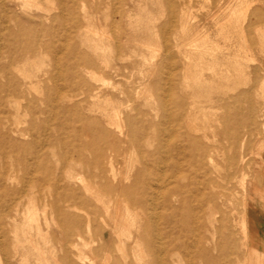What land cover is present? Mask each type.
Returning <instances> with one entry per match:
<instances>
[{
	"label": "bare ground",
	"instance_id": "6f19581e",
	"mask_svg": "<svg viewBox=\"0 0 264 264\" xmlns=\"http://www.w3.org/2000/svg\"><path fill=\"white\" fill-rule=\"evenodd\" d=\"M10 1L13 2L14 8H18L24 13L29 10L31 6H36L38 11L42 13V16H38V18H47L53 5L51 0H46L48 4H50L51 9L40 7L41 4H38V0ZM128 1L129 3L133 2V0ZM158 4L162 5L161 0H136V5L141 12H139L134 19L130 17L128 11L126 12L125 28L128 36L126 37V44H124L127 46H123L124 49L121 48V44L116 35H110L104 28L98 31L97 28L94 27L92 18L85 12L84 19L87 21L85 34L91 37L87 38L84 43L89 47L91 57L100 62L101 66L104 68V73L97 74L93 71L95 65L92 58L88 57V55L77 58L78 54L71 48L66 55V58L70 59V62L67 64L69 79L67 80L66 90L68 89V91H57L54 97L50 96L49 91H42L45 73L40 74V72L42 71L43 65L42 62H39L37 59H32L34 53L42 49V42L30 40L26 45L21 46L17 52L8 50L6 51V55L1 57L0 79H5L4 83H0L1 106L6 104L11 105L12 101H10L9 98L20 97L26 102L23 111L28 112L31 110L32 104L34 103L33 99L29 100L27 98L32 91L35 92L40 100H42L44 96V102L46 101V104H48V102H54L55 107H57V103L72 101L74 97L78 95L89 98L86 101L87 106H83L81 103H75L71 106L61 107L62 113L66 115L70 114L74 117V126L69 122H62V126L57 128L58 135L55 141H58L64 150V153L59 159L60 165L56 167L55 171L48 169L47 174L40 177L43 181L52 182L49 183L48 186V193L50 192L49 196L52 197V201L50 203L45 201L43 206L44 210L50 207L56 217L54 222L51 217L49 219L44 216V225L46 226V230L51 227L50 225H54L60 229V237H58L55 244H51L49 249L51 254L50 259L54 261V264H74V261L79 264H96L95 251L92 249L90 242H85L82 239L78 231V228L83 222L89 231V220H83L81 217L73 215L68 211L71 209L80 212V209L74 204H68L70 200L83 205H88L87 201L89 200L83 197L82 194H78L73 189L72 185H80L83 195L90 197L95 202L102 205L111 223V226L108 227L116 239L117 246H119L118 248H124L125 244L129 243L132 254L142 261L141 247L145 244L154 262L156 264H164L167 254L172 251H187V241L189 237L195 236L193 237L194 247L197 248L200 245V237L193 234L196 226L190 224L193 213L189 210H185L188 195L195 192V190L191 188L192 181L195 179L199 180L201 177L207 175L205 171L206 165L212 168L214 173L218 175L219 166L216 157H220L223 160L222 167L224 174L223 177L218 175L219 178L230 179L236 173L237 151L235 148V139L237 127L245 126L249 121L247 119L237 121L228 111L225 112L221 120H218V125H220L219 134L224 140L223 145L218 148L214 147L207 149L200 143V138L192 135L193 132L195 133L198 131V127L196 126V121L198 119L204 122V130L208 128L207 123H209V117L206 114L207 107L196 106V102L186 107V102L184 100L177 97L172 100L171 95H173L172 92L174 88L171 84L173 78L170 70H172L171 67L174 65V58L170 52L169 36L176 26L174 21L176 17L175 3L174 0H166L167 20L157 29L154 21L155 18L153 19L151 16L153 14V7H157ZM38 5L40 6L38 7ZM0 7V12L6 10L5 0H0ZM190 15L186 7L181 9L180 36L178 34L179 38H176L178 42L176 44V49L183 67L182 75L185 81H188L190 77L187 76L189 73H187V71L191 59L194 55H197L196 53L199 52L198 49L200 48L197 44V36H191V39L190 37L189 39L186 38V33L190 31ZM221 15L225 16V13ZM244 15H246L245 12ZM227 16L228 15H226V17ZM255 16L258 17L259 15ZM118 18L119 16L117 19ZM54 19L56 20L57 17ZM225 19L227 20L228 18ZM225 19L223 20L226 22ZM15 21L18 22L13 16L7 17L2 22L3 30L8 36L13 37L14 35V37H18L16 34H13L14 32L7 25ZM112 26L118 30L117 21L116 25ZM17 33V35H24L25 31L20 27ZM41 35L50 37L53 34L50 29H43ZM243 35H245L244 32ZM240 36L242 37V35ZM154 38H160L163 41H161L159 46L157 42L160 40L155 42L157 44V46H155L151 43V40ZM241 44H243V42ZM242 47L243 46H241V48ZM161 50L165 52L162 58H160L161 56L159 57L160 53H162ZM229 55L230 54L222 55V59L219 62L222 63L221 65L224 64L235 67L236 64H233L227 57ZM211 56L212 55H210V57ZM223 56H226L225 59ZM201 58L199 61H201ZM117 60L120 62L129 61L131 73L133 76H136L135 79L132 77L133 79L127 82L126 85L123 83H115L112 80V77L115 78L120 76L118 73L120 67L115 63ZM191 66L193 67L194 65L191 64ZM210 68L212 69L214 66ZM206 69L209 70V72L211 71L212 74L210 79L212 81H214L215 78L224 81L232 80L233 76L231 71L233 69L231 68L219 70V72H214L213 69L210 70L207 67ZM238 69L240 68L235 70ZM80 72H83L84 76L90 79L92 83L89 84L83 78L82 74H79ZM56 74V78L53 74H50L48 76V81H55L62 78L61 72H57ZM199 78L201 77L199 76L198 79ZM95 84L97 87H95ZM53 85L55 84L53 83ZM184 87L188 88L189 84L186 86L184 85ZM13 103L15 106V113L18 114L22 106L18 102ZM171 103L175 105V111L171 109ZM143 108H146L148 111L144 112ZM75 123L77 125H75ZM66 124H68L70 128L67 127ZM71 126L74 127V130H71V128H73ZM183 126L186 131L181 134L182 141H177L174 145L168 146L167 142L164 140V135L169 134L173 128L180 129ZM66 129H70L72 135L77 139L75 144H72L70 150L66 149L67 142L64 134V130ZM3 130L11 131L7 128L5 119H0V142H5L9 147V152H7L6 155H11L16 165H21L26 168L27 164L24 163V157H21L22 153L24 154L27 150L26 144L12 139L10 134L13 131L4 134L2 133ZM211 130L215 133L214 128H211ZM15 133L18 136H25L27 134L25 130H17ZM83 136L87 138L91 137V139L85 141L82 139ZM147 148H153L152 152L147 151ZM128 149L136 150L144 161L151 158L157 165L161 161V154L164 151H168V159L171 161L168 170L174 185L168 194V198L164 199L162 202V207L165 208L167 212L165 216L159 217L157 214L156 216L154 214L155 210L153 209L154 211L150 214L148 219L145 218L143 222L139 223L138 214L135 213L134 210H130L127 206L123 205V213L121 214L119 210L120 203L118 202V204L107 200L102 195L101 190L109 194H121V197L122 194L131 195L133 196L131 203L135 206L145 211L149 208V202H152L149 194V183L146 181L149 171L145 168L131 174L130 172L122 173L116 169L115 163L117 159L120 157L124 158V152ZM2 152H4L3 149ZM6 155L4 156L6 157ZM30 156L32 157L33 163H37V155L35 153H30ZM75 158L86 164L91 171L86 173L83 170L75 171L74 169H66L67 164L71 163ZM73 167L74 166H72V168ZM155 175L158 178L160 177V175ZM86 176L95 180V184L93 185L90 183ZM16 180L17 175L12 170H0V250L4 254H8L9 251H6V246H11L14 251L13 253L18 254L19 258L17 259H19L21 264L26 263L25 261L28 262V260H26L27 252L28 249H32L33 251H30V253H33L32 256L35 258L36 264H51L49 258H46V253L48 252L46 244L50 241L48 240L47 233H43V229L40 226L38 209L34 204L33 196L28 198L26 205L22 202V198L28 197V195H34V192L39 193L43 191V186L29 181V184L26 185V187L28 186L27 188H29V193H26L27 189H24L26 188L25 186L22 189L11 188L10 185ZM179 181H184L186 184L179 185ZM128 182L130 183L126 184ZM59 184H61V186ZM240 186L246 197L248 182L244 175L240 179ZM34 189L36 190L34 191ZM59 189L61 191H59ZM162 189H164L163 186ZM155 196L157 197V195ZM177 197L179 198L178 205L175 206L173 201ZM44 214L45 211H43V215ZM19 215L21 218L18 221L17 217ZM51 220L54 223H52ZM160 224L162 228L159 227ZM239 226L243 237V245H245L249 239L252 246L253 236L251 233H249V236L247 235V226L243 217L240 220ZM213 236L214 234H212V239ZM226 242L230 244V241ZM105 246L106 244L103 243L101 247L105 248ZM56 249L62 251V255L59 258L54 255ZM198 256L204 262L210 260L207 250H200ZM220 256L226 257L227 253L221 252ZM263 258L264 257L261 256V260H259L260 262L258 261L259 263L257 264H263ZM101 264L107 263L104 261ZM241 264H247V260H244Z\"/></svg>",
	"mask_w": 264,
	"mask_h": 264
},
{
	"label": "rangeland",
	"instance_id": "374dc122",
	"mask_svg": "<svg viewBox=\"0 0 264 264\" xmlns=\"http://www.w3.org/2000/svg\"><path fill=\"white\" fill-rule=\"evenodd\" d=\"M51 1L53 4L52 9L46 0H38V4H41V6L38 5V7L51 9L47 18H38V16H42V13L38 11L36 6H31L29 10L24 13L18 8H14L13 2L5 0L6 10L0 12V61L1 57L6 55V51L11 50L17 52L21 46L26 45L30 40L42 42V49H40L39 52L37 50L32 59H37L39 62H42L43 65L42 71L40 72V74L45 73L42 91H49L50 96L54 97L57 91L60 92L61 90V92H65L66 90L67 80L69 79L67 64L70 62V59L66 58L67 52L73 48L78 54L77 58L87 55L91 57V51L84 43L87 38L91 37L85 34V29L87 27V21L84 19L85 12L92 18L94 27L97 28L98 31L104 28L110 35H116L121 44V48H123V46H127L124 44H126V37L128 36L125 28L126 12L128 11L130 17L134 19L141 11L136 5V0H133L131 3H129L128 0ZM161 2L163 6L158 4L157 7L154 6L156 8L153 7L152 9L153 14L151 17H153V19L155 18L154 21L157 29L167 20L166 0H161ZM174 3L176 16L174 21L176 26L169 36L170 52L174 58V65L171 67L172 70H170L173 78L171 84L174 88L171 97L172 100H174L175 97L184 100L186 102V107L190 106L193 102H196V106L207 107L206 114L209 117V123H207L208 128L204 130V122L198 119L196 121L198 131L195 133L193 132L192 135L200 138V143L207 149L214 147L218 148L223 145L224 142L219 134L220 125H218V120H221L225 112L228 111L237 121L247 119L249 122L245 126L237 127L235 139L237 170L234 176L230 179L218 177V175L223 177L224 174L222 167L223 160L220 157H216L219 166V174L217 175V173H214L213 169L206 165L205 171L207 175L201 177L199 180L195 179L196 181L194 180L191 183V188L195 190V192L188 195L185 210H189L193 213L190 224L196 226L193 234L200 237V245L197 248L194 247L193 237L195 236L189 237L187 241V251H172L167 254L164 264H241L244 260H247V264H257L260 262L261 256L264 257V0H174ZM185 7L189 15L191 14L189 23L190 31L186 33V38L189 39L190 37L191 39L197 36V44L200 47L199 49H201H198L199 52L196 53L197 55L193 56V60L191 59L187 71V73L189 72L187 76H190L188 81H185L183 78V67L176 49V44L178 43L176 38L178 39L180 36V11ZM223 11L225 16L221 15L224 14ZM244 12L246 15H244ZM5 15L7 17L14 16L18 21L7 24L14 32L13 34H16L18 37H14V35L13 37L8 36L3 30L2 22L7 18ZM226 15L230 17H226ZM255 15L259 16L257 17ZM116 16H119V18L117 19ZM55 17H57L56 20L54 19ZM225 18H228V21ZM223 19H225L226 22ZM116 21L118 30L112 26L116 25ZM20 27L25 31L24 35H17V30L20 29ZM43 29H50L53 35L50 37L42 36L41 32ZM243 32L245 35H243ZM240 35H242V37ZM151 41L155 46H157V44L159 46L163 40L154 38ZM240 41H242L243 44H241L242 42ZM155 42H157V44ZM241 46L243 47L241 48ZM164 53L165 52L162 51L159 57L161 56L160 58H162ZM228 54L230 55L227 57L233 64H236L235 67L224 64L221 65L222 63L219 62L222 59V55ZM210 55L212 56L210 57ZM225 57L223 56L224 59ZM91 58L95 65L93 71L97 74L104 73V68L101 66L100 62L93 57ZM200 58L201 61H199ZM115 63L120 67L118 72L120 76L115 78L112 77L115 83H123L126 85L127 82L133 79L132 77L135 79L136 76H133L131 73L129 61L120 62L117 60ZM191 64L198 68L192 67ZM211 66H214V68H212L214 72H219V70L227 68L233 69L231 71L233 76L232 80L224 81L215 78L214 81H212L210 79L212 73L206 69L207 67L212 70L210 68ZM237 68L240 69L235 70ZM57 72H61L62 78L49 82L48 76L53 74L56 78ZM79 74H82L83 78L89 84L92 83L90 79L84 76L83 72ZM199 76L201 78L198 79ZM2 82L4 83L5 79H0V83ZM53 83L55 85H53ZM187 84H189V87H184V85L186 86ZM95 87H97L96 84ZM66 91H68V89ZM27 98L29 100H34L32 108L28 112L23 111L26 102L20 97L9 98L12 103L18 102L22 106L18 114L15 113L14 103H11V105H0V119H5L7 128L13 131L10 134L11 138L27 146L26 152L21 155V157H24V163L27 164V167L24 168L21 165H16L14 159H12L13 157L11 155H6L7 152H9L8 145L5 142H0V170H12L17 175V180L10 185L11 188L22 189L29 184V181L43 186V191L39 193L34 192V195H28V197L22 198V202L26 205L28 198L33 196L34 204L38 209L40 226L43 229V233H47L48 240L50 241L46 244L48 248L46 258H49L50 263L54 264V261L50 259L51 254L49 249L51 244H55L58 237H60V229L54 225H50L51 227L46 230V226L44 225V216L49 219L51 217L54 222L56 217L50 207L44 210L43 206L45 201L48 203L52 201V197L49 196L50 192L48 193L49 183L52 182L43 181L40 177L47 174L48 169L55 171L56 167L60 165L59 159L64 153V150L59 142L55 141L58 135L57 128L62 126V122H69L71 124L74 122V117L70 114L66 115L62 113L61 107L71 106L75 103H81L83 106H87L86 101L89 98L78 95L75 96L72 101L57 103V107L54 106V102H48V104H46V101L44 102V96L42 100H40L33 91ZM170 107L175 111L176 107L174 104L171 103ZM143 111L147 112L148 110L143 108ZM66 125L70 128L68 124ZM75 125L77 124L75 123ZM211 128H214L215 133L212 132ZM17 130H25L27 134L25 136H18L15 133ZM71 130H74V127L71 128ZM11 131L3 130L2 133L6 134V132L9 133ZM184 131H186L184 126L180 129L173 128L169 134L164 135V140L167 142L168 146H172L177 143V141H182L181 134H183ZM64 134L67 142L66 149L70 150L72 144H75L77 139L72 135L70 129L64 130ZM82 139L88 141L91 137L87 138L83 136ZM2 149L4 152H2ZM146 150L152 152L153 148H147ZM30 153H35L37 155V163H33ZM167 153L168 151H164L161 154V161L157 165L151 158L144 161L136 150L128 149L124 152V158H118L115 163L116 169L122 173L130 172L133 174L137 170L145 168L149 171L146 181L149 183V194L152 202H149V208L146 211L131 203V199L133 198L131 195L122 194L121 197V194H109L101 190L102 195L107 200L115 203L119 202L121 214L123 213L122 208L124 206H127L130 210H134V212L138 214L139 223L143 222L145 218L148 219L154 210L155 215L157 214L159 217L165 216L167 212L165 208L162 207V202L164 199L168 198V194L174 185L168 170L171 161L168 159L169 155ZM4 155H6L7 158ZM72 166L74 167L72 168ZM66 169H74L75 171L83 170L86 173L91 171L86 164L79 161L77 158L72 160L71 163H68ZM155 174L160 175V177L158 178ZM243 175L249 184L248 186L254 187L255 189L254 191H250L248 196L246 192V197L240 186V179ZM86 178L90 183L93 185L95 184V180L91 177L86 176ZM129 183L130 182L126 184ZM178 184L185 185L186 183L184 181H179ZM59 185L61 186V184ZM162 186L164 189H162ZM27 187L24 189H27L26 193H29V188ZM72 187L78 194H82L83 197L89 200L87 201L88 205L70 200L68 204H74L80 209V212L71 209L67 210L71 214L81 217L83 220H89V231L84 222L78 228V231L82 239L85 242H90L92 249L95 251L96 264H101L104 261H106L107 264H156L145 244L141 247L142 261L132 254L129 243H126L124 248H118L119 246H117L116 239L108 227L111 226V223L102 205L95 202L90 197L83 195L80 185L74 184ZM35 190L36 189H34V191ZM59 191L61 190L59 189ZM155 195H157L158 198ZM178 200V197L174 199L173 204L175 206L178 205ZM43 211H45L44 215ZM242 217L247 226V235L249 236V233H251L253 236L252 246L249 239L246 244L243 245V237L239 226ZM20 218L21 216L19 215L17 217L18 221ZM159 227L162 228V225L160 224ZM212 234H214L213 239ZM226 241H230V244H227ZM103 243L106 244L105 248L101 247ZM203 249L208 251L210 256L209 261L204 262L198 256V252ZM6 251H9V253L4 254L0 250V264H20L19 259H17L19 258L18 254L13 253L14 251L11 246H6ZM30 251L32 252L33 250L28 249L26 257L28 262L25 261L26 263L21 264H36V260L32 256L33 253H30ZM221 252L227 253V256L221 257ZM54 255L59 258L62 255V251L56 249ZM74 262V264H79L76 261Z\"/></svg>",
	"mask_w": 264,
	"mask_h": 264
},
{
	"label": "crops",
	"instance_id": "0c3cea01",
	"mask_svg": "<svg viewBox=\"0 0 264 264\" xmlns=\"http://www.w3.org/2000/svg\"><path fill=\"white\" fill-rule=\"evenodd\" d=\"M249 185V184H248ZM255 189H254V187H251V186H248V189H247V196H248V193L250 192V191H254Z\"/></svg>",
	"mask_w": 264,
	"mask_h": 264
}]
</instances>
